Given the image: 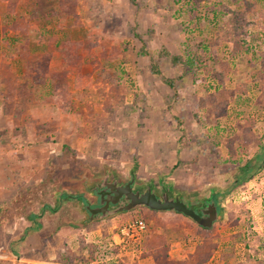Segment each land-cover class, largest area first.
Masks as SVG:
<instances>
[{
	"label": "rangeland",
	"instance_id": "rangeland-1",
	"mask_svg": "<svg viewBox=\"0 0 264 264\" xmlns=\"http://www.w3.org/2000/svg\"><path fill=\"white\" fill-rule=\"evenodd\" d=\"M47 1V6L42 7L47 11L39 16L32 14V18L61 28L63 38L68 35L76 37L80 32L84 38L100 37V46L96 44V51H102L104 55L101 61L82 62L75 56L76 51L71 44H64L67 54L64 51L66 57L59 62L66 68L75 69V73L68 78L69 70L65 69L52 80L60 90L64 89L63 95L71 109L68 114L75 121L72 126L89 124V130L98 133L99 125L95 126L94 122L97 123L102 112L106 113L105 107L110 99L125 100L128 104L135 101L137 107L132 115L128 113L127 116L123 110L118 115L113 111L111 117L117 118L115 125L110 118L104 119L109 129L103 131V137L106 135L108 139L94 141L97 145L95 149L100 151L98 156L94 152L88 153L86 157H80L84 161L77 159L78 166L83 163L101 165L107 161L120 163L124 170L122 174H126L123 181L133 180L131 184L135 189L143 190L148 184L155 188L166 187L181 196L188 206H196L201 201L205 203L217 193H226V197L218 203L220 214L209 231H200L193 219L174 211H164L160 215L162 217L157 218L144 217L137 212L129 217L121 214L91 221L85 217L82 204L76 198L70 203L63 198L59 204L54 201L60 198L58 196L54 200L51 198L52 204H48L51 192L48 188H42L47 182L46 178L43 182L23 183L16 174L13 188L8 190L1 187L0 196L7 195L12 201L26 198L25 205L29 204L22 211L25 215L45 206L57 211L50 215L49 221L46 220V227L39 228L42 231L40 236L32 237L30 230L16 239L21 247L13 249L9 247L12 237L7 236L3 227L8 214L12 212L10 206L0 205V264H158L156 255H162L164 251L168 252V262L171 264H199L196 257L201 253L198 248L205 242L211 245L212 250L211 259L206 264H264V156L258 158L264 155V85L259 81V73L249 65L250 59L260 62L256 49L264 43V29L255 22L253 13L244 10H247L245 0H209L201 3L198 0H141L137 17L127 8L128 2H124L125 11L120 16L122 23L118 19H108L106 22L111 25L108 27L111 31L109 37L103 28L104 23L100 27L96 24V28L92 27L93 22L88 27L80 25V28L73 24L75 15L70 2L65 3L69 11L62 9L56 12L48 10V7L58 1ZM250 1L257 10H264V0ZM220 5L226 8H220ZM146 9H154V12ZM220 9L239 12L241 23L248 27L244 30L245 36L242 30L237 31L240 36L236 37L235 45L226 44L221 29L225 26L224 20L221 13H217ZM216 15H219L217 18L221 22L217 21ZM0 16L1 22L4 20L1 25L7 24L8 20L11 22V16L7 13ZM99 18L106 16L94 17L93 20L97 23ZM139 18L143 23L134 26V21ZM69 25L75 26L73 30ZM55 33L59 34V31ZM7 37V27H0V53H7V56L10 52L16 54L20 46H12ZM119 39L124 41V57L106 60L113 53L118 54L116 47H107L112 42L117 44ZM204 41L215 45L223 62L232 70L225 86L236 94L222 117H216L211 106L200 107L201 101L208 97L213 87L208 83H197L189 74L185 75L186 71L181 67L174 66L171 60L172 56L184 55L191 46ZM239 45L248 47L250 52H245V48L240 53L236 52L235 48ZM86 49L93 48L91 44H84L77 52L88 56ZM36 62L39 64L38 60ZM41 62L49 65L46 60ZM0 64L4 85L8 88L13 83L8 64L5 60ZM92 65L97 70L93 78L95 82L88 77ZM210 65L218 66V61L214 59ZM14 66L17 69V65ZM107 68L115 72L113 77L104 75ZM204 74L199 72L197 75L200 78ZM103 80L108 82L107 85ZM166 82H172L173 86ZM108 84L112 87L109 88ZM221 98L223 102L226 96ZM123 107L127 108L128 105ZM84 116L89 122L83 120ZM123 126H126L125 130L121 129ZM118 130L125 132V135L118 134ZM166 150L173 151L182 161L173 168L171 163L166 164L162 156ZM150 154L159 157L155 170H149ZM71 155L75 153L66 150L63 156L56 159L60 172L53 171V175L57 178L65 175V166H74L70 165V159H75ZM124 159L126 162H123ZM136 159H139L142 169L149 170L143 173V179L132 173L129 167ZM249 161L255 166L251 179L237 185L240 169ZM7 202L9 204L10 201ZM141 217L147 231L139 249L125 245L118 251L114 250L113 240L120 229L130 222L141 220ZM62 228L65 233L58 236ZM161 260L164 261V257Z\"/></svg>",
	"mask_w": 264,
	"mask_h": 264
},
{
	"label": "crops",
	"instance_id": "crops-1",
	"mask_svg": "<svg viewBox=\"0 0 264 264\" xmlns=\"http://www.w3.org/2000/svg\"><path fill=\"white\" fill-rule=\"evenodd\" d=\"M57 1L58 3L55 2L54 5L51 4L48 10H54L56 12L62 10V0ZM74 1L72 8L74 11L73 14L75 15V21L73 22L75 23L73 24L80 28V25L88 27L90 23L93 22L92 27L96 28L97 25L100 27L104 23L103 28L106 30L108 37L111 34L108 27H111V25H107L106 22L108 19H118L120 23H122L120 16L125 11L123 6L124 2H128L126 4L128 6L127 8L135 14V17H137L136 14L140 12V7L134 5L132 0ZM47 4V0L46 2L44 0H4V2H0V14L7 13V15L11 16V22L8 20L5 25H1L4 20L1 22L0 18V27H7V41L12 44V46L14 44L20 46V50L16 54L10 52L11 55L9 54V56H7V53H0V63L3 60L6 61L8 64V68H6L10 72V80L13 81L12 85L6 88L4 85V75L0 68V188H7L8 190L13 188L16 174L22 179L23 183L43 182L46 178L47 182H44L42 188H48L49 192H51L48 198V204H52L50 201L51 198L54 200L58 196H60V198L54 201L59 204L62 202L61 199L63 198L67 203H70L73 198H76L78 202H82L83 200L79 198L86 196V200L88 197L91 199L92 196H89L87 192L91 187L98 186L106 174H109L108 176H110L111 179L116 178L120 182H125L123 181V177H126V174H122L124 170L121 169L120 163L107 161L101 165H86L83 163L81 166H78L79 160L77 159L86 157L88 153L94 152L95 155H97L98 152H100L99 149H95V146H97L95 142H102V140L108 139L106 135L103 137V131L109 129L104 119L110 118L115 125L117 118L111 117L113 114L116 113V115H118L119 111L123 110L124 115L127 116L128 113L132 115L133 110L137 107L135 101L128 104L125 100V103H123L124 101H112L110 99V103L108 105L106 104L105 107L106 113L102 112L100 114L101 118L98 119L97 123L94 122L95 126L99 125L98 127L100 129L98 133L94 131L91 132V129L89 130V124L88 126L85 124L78 125L77 127L72 126L75 121L72 120V115L68 114L70 108H68L66 103V105L64 104V106H62L63 104H61L59 100L58 93L64 91V89L60 90L58 84L54 83L52 80L54 76L56 78L59 73H62L65 69L69 70L67 75L68 78H70L71 74L75 73V69L71 70V68H66L59 62L60 60L64 61L63 58L64 56L66 57L67 54L64 50V44H66V42L71 44V47L76 51L75 56H78V59L82 60V62L88 60L101 61L104 55L102 51H96V48H98L96 44L100 46V37L97 38L92 36V38H84L80 35V32L76 37L74 35H68V37L63 38L60 33V27V29H58L57 26L54 25L52 27V25H49V22L47 23L42 19L32 18V14H38V16L39 14H44L47 9H42V7H46ZM52 7L54 9H50ZM146 10L151 13L154 12V9ZM103 16H106V18L97 19V23L93 20L94 17ZM140 19L141 18H139V20ZM139 20H135L134 22H136V24L134 23L135 25H133H141V23H143L142 19L140 20L141 22ZM131 25L132 24H130V26ZM69 26L71 30L75 27ZM64 29H66L65 26ZM55 31H59V34H57L58 32L55 33ZM63 34L67 35L66 33ZM108 37L105 38L111 40L117 39V37ZM120 40L121 39H119L117 44L112 42L111 45L107 47L108 49L116 47L118 49V54L115 55V53H113L114 55L110 58H106V60H117L119 56L124 57V53L122 52L124 41ZM84 44H91L93 48L91 50L86 49L88 56H85L84 53L77 52L78 48L81 45L84 46ZM64 51L66 52L65 55ZM37 60L39 64H36ZM44 60L48 61L49 65H43L41 61ZM15 64L17 65V69L14 66ZM93 66L95 67V65H92V68L89 70L88 77L92 79V82H95L93 78H95L97 70H95ZM50 71L51 73H49ZM104 75L113 77L115 72L107 68L104 71ZM103 81H105V85H107L108 82L106 80ZM112 82L114 83L115 81L112 80ZM111 87L112 86L109 85V88ZM63 96L66 102V97L65 95ZM126 104L128 107H123V105L126 106ZM109 109H114V113L111 114ZM83 120L89 122V119L85 118V116ZM93 127L94 126H92V128ZM125 127L126 126H123L121 129L125 130ZM101 129H103L102 132ZM118 132V134L124 133L125 135V132L121 130H118ZM147 139H149V137ZM148 145L149 144H147V147H150ZM66 150L75 153V155H71L72 158H75L74 161L70 159V165L73 166L72 164H74V166L71 168L65 166L63 171L65 175L57 178L53 175V171L56 173L60 172L58 171L60 168L57 166L56 159L63 156ZM147 155H149V153H147ZM162 156L166 164L167 162L171 163L172 168L176 163L182 161L173 151L166 150ZM158 159L159 157L155 158L153 154H150L148 162L149 170H155L154 167L158 164ZM175 159L178 160L175 161ZM80 160L84 161L83 159ZM123 162H126L125 159ZM131 164L132 166L129 167L132 173L136 174L138 177L140 176L142 179L145 178L143 173L148 172V168L142 169L139 166V159L132 161ZM53 167L56 168V170ZM67 172H70V174H66ZM53 181L54 183H52ZM132 182L134 181H126L125 183ZM48 184L50 185L48 186ZM149 189L153 190V192L162 190V188H155L151 184H148L145 189L139 190L147 191ZM67 192L75 196H70ZM16 199L12 201L7 195L5 197L0 196V205L10 206L9 210L12 212V214H8L3 227H5L7 236L12 237V240L9 242V247H13V249H19L21 247V244L17 242L19 240L16 239L26 235L30 230L32 237L40 236L42 231L39 228L44 225L46 227V220L49 221L51 219L50 215L57 211L51 209V206H45L38 209V211H29V213L25 215L22 211H24L29 203L25 205L26 198ZM7 200L10 201L9 204ZM137 212L143 214L144 217L149 215L150 217L155 216L157 218L162 217L160 215L164 211L138 208L133 212L124 213L123 215L129 217L132 213ZM141 220H143V217H141ZM64 233L65 230L62 228L58 236H63Z\"/></svg>",
	"mask_w": 264,
	"mask_h": 264
},
{
	"label": "trees",
	"instance_id": "trees-1",
	"mask_svg": "<svg viewBox=\"0 0 264 264\" xmlns=\"http://www.w3.org/2000/svg\"><path fill=\"white\" fill-rule=\"evenodd\" d=\"M66 1L70 2L71 4H74V0H62V9L64 11H69L70 8L67 7V5L65 4ZM141 0H132V3L136 6H138L140 4ZM204 1H209V0H198V3L204 2ZM241 1V0H239ZM246 6H247V10L246 8H244L245 11H249L251 13H253V16L255 18V22L258 23V26L262 29H264V23L262 21H264V10H257L256 9V5L251 2L250 0H245ZM239 5H242L240 2L238 3ZM220 8H226L224 5H220ZM217 13H221V19L224 20V24L225 26L222 27V33L224 34V38L226 40V44H230V45H235L237 43H235L236 41V37L240 36V34L237 33V31L242 30L243 31V35L245 34L244 30H246L245 25H243L239 19V12H235L233 10H228V11H223V10H219V12ZM242 13V12H240ZM244 13V12H243ZM219 16V15H218ZM216 15V18L218 17ZM235 16H237L238 18H235ZM218 19V18H217ZM217 21L221 22L220 19H218ZM245 36V35H244ZM195 45V44H194ZM193 45V46H194ZM244 45L243 46H236V52H241L244 50ZM245 52H250L249 48L246 47ZM234 52V53H236ZM256 53L259 54L260 56V62H258L257 60L254 61L252 59H250V66L253 67V69L256 70V72L259 73L258 78L259 81L262 83V85H264V43H262L259 47H257L256 49ZM217 60L218 61V66H211L210 63L212 60ZM174 66L176 67H181L182 70H185V75L189 74L190 77L194 78V80L197 83H208L210 85V87H213L211 89V91H209L208 93V97L204 98L201 101L200 107L202 109H204L205 107H213L214 112L216 113V117H222L223 115H225L226 109L228 107V105L230 104L231 100L234 98L236 92H234L233 90H227L226 85V80L229 78L230 72L232 71L230 68H228L229 66L223 62V59L220 57L218 50H215V45L212 46L211 42H200L198 44L195 45V47H190V49H188L187 52H185L184 55H174L171 58ZM259 63V66H258ZM216 67V68H215ZM219 67V68H217ZM205 73L204 76H201L199 78V76L197 75L198 73ZM157 73H159V71L157 70ZM206 76V77H205ZM207 78H211L208 79ZM216 81V83H215ZM167 84H169L170 86H173L172 82H166ZM216 84V85H215ZM241 86V85H240ZM59 95V100L61 102V104H63L62 106H64L65 99L63 98V91H61L60 93H58ZM226 96L225 100L222 102L223 97ZM263 95H264V89H263ZM262 95V96H263ZM264 97V96H263ZM220 99H222L220 101ZM67 104V103H66ZM65 104V105H66ZM110 113H112L114 111V109H109ZM264 155L258 157L259 159H261ZM255 170V166L252 165V163L249 161L247 162L241 169H240V178L238 179V184H242L245 181L250 180V176L251 173L254 172ZM253 174V173H252ZM227 193H230L227 192ZM226 197V193L221 195L219 193L217 194H213L211 202L212 201H216L217 203H219L221 201V199H224ZM218 207L220 208L219 204ZM178 214L184 215L181 212H179ZM220 212H218V216H219ZM185 216V215H184ZM218 219V218H217ZM216 219V220H217ZM199 225V224H198ZM213 226V225H212ZM210 225L208 226H204V225H199L200 231H209L211 229ZM121 248V246H114V250L118 251ZM199 253H201L198 258V262H200L199 264H206L209 262V260L211 259V245L207 242H205L203 245H201L199 248ZM168 252L164 251V254L162 255H156V262L158 264H171L170 262H168ZM161 257H164V261L161 260Z\"/></svg>",
	"mask_w": 264,
	"mask_h": 264
},
{
	"label": "flooded vegetation",
	"instance_id": "flooded-vegetation-1",
	"mask_svg": "<svg viewBox=\"0 0 264 264\" xmlns=\"http://www.w3.org/2000/svg\"><path fill=\"white\" fill-rule=\"evenodd\" d=\"M108 175L107 174L104 175L100 184L98 186L91 187V189L87 192L89 193V196L90 195L92 196L91 199L90 197H88V199L86 200L85 199L86 196H82L83 198L82 197L79 198L83 200V201L81 200L82 201L81 204H82L83 212L85 213L86 218H89V220L94 221V220H97V218H107V217L118 216L120 214H124L128 212H133L134 210L138 208H147V209L153 210L150 207L143 205V204H136L134 207H130L132 202H131V199L128 198L129 196L128 193H131L134 195L140 194L139 197H142L150 189L147 191H141L139 189H135L133 185H131L129 189L128 186L130 185V183L120 182L116 178L111 179L110 176ZM137 190H139L140 192H136ZM112 191H117V192H120L121 194L120 198L115 203H113L112 201H109V198L111 200L113 196L112 193H111V196L109 195V193ZM151 191H152V194L156 195V200L160 202L162 205L165 204L164 197L167 196L166 198H168L167 200L168 202L174 201V203H176V201H179L180 203H183L189 209H192L194 212H196L202 217L205 216L204 212L208 211L211 208V206H215L217 211L219 212L218 203L216 201L211 202L212 197L209 200L205 201V203L201 201L196 206H188L187 203L184 202L181 196L174 194L167 188H162V190H159V191L157 190L156 192H153V190ZM96 209L97 210L102 209L103 211H106V216L105 214H103V212L102 213L97 212L94 214L92 210H96Z\"/></svg>",
	"mask_w": 264,
	"mask_h": 264
},
{
	"label": "water",
	"instance_id": "water-1",
	"mask_svg": "<svg viewBox=\"0 0 264 264\" xmlns=\"http://www.w3.org/2000/svg\"><path fill=\"white\" fill-rule=\"evenodd\" d=\"M132 184L130 183V185L128 186L130 189V186ZM112 193V198L109 201H112L113 203H115L116 201H118V199L120 198L121 194L120 192L117 191H112L109 193V195L111 196ZM129 196L128 198L131 199V206L130 207H134L136 204H143L146 205L148 207H150L151 209L155 210V211H174V212H181L182 214H184L185 216L193 219L197 224L199 225H204V226H212L213 223L216 221V219L218 218V211L216 209L215 206H211V208L208 211L204 212V217L200 216L199 214H197L196 212H194L192 209H189L186 205H184L183 203H180L179 201H176V203H174V201H170L168 202V198H166L167 196H165V204H161L160 202H158L156 200V195L152 194L151 189L144 194L142 197H139L140 194H131L128 193ZM92 212L95 213H102L105 214L106 216V211H103L102 209H96V210H92Z\"/></svg>",
	"mask_w": 264,
	"mask_h": 264
},
{
	"label": "built area",
	"instance_id": "built-area-1",
	"mask_svg": "<svg viewBox=\"0 0 264 264\" xmlns=\"http://www.w3.org/2000/svg\"><path fill=\"white\" fill-rule=\"evenodd\" d=\"M147 226L145 221L136 220L130 222L120 229L119 234L115 236L112 246H124L131 245L135 249H139L145 238ZM126 247V246H125Z\"/></svg>",
	"mask_w": 264,
	"mask_h": 264
}]
</instances>
